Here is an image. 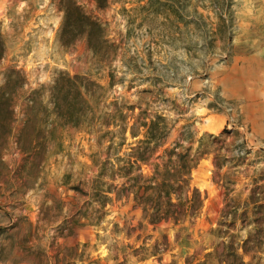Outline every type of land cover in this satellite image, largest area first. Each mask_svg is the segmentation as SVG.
I'll return each mask as SVG.
<instances>
[{
  "label": "rangeland",
  "instance_id": "374dc122",
  "mask_svg": "<svg viewBox=\"0 0 264 264\" xmlns=\"http://www.w3.org/2000/svg\"><path fill=\"white\" fill-rule=\"evenodd\" d=\"M73 1L112 45L107 60L84 36L61 44L57 0H0V264H264V0ZM59 73L102 88L104 119L121 111L120 149L112 126L103 142V128L64 126L33 149L25 97L39 89L45 103ZM156 116L168 133L141 170L178 142L195 162L196 219L153 226L130 199H111L83 224L89 198L70 187L118 185L116 159L140 137L129 125ZM154 243L163 250L151 255Z\"/></svg>",
  "mask_w": 264,
  "mask_h": 264
},
{
  "label": "trees",
  "instance_id": "16d2710c",
  "mask_svg": "<svg viewBox=\"0 0 264 264\" xmlns=\"http://www.w3.org/2000/svg\"><path fill=\"white\" fill-rule=\"evenodd\" d=\"M62 11L63 21L60 27L59 38L63 45H73L79 36L85 37L87 49L95 54L99 60H107L112 55L113 47L105 39L100 25L85 15L73 0H57ZM98 5L100 0H96ZM2 40L0 37V56L2 54ZM111 56L109 57V59ZM41 90H33L25 97L31 109L32 127L40 134V140L33 149L42 151L45 149V138L51 137L56 129L70 126L77 128L82 126L87 132L95 131L94 128H103L105 131L98 136V141L103 142L105 136L111 132L109 126L115 128L119 137L114 147L120 149L125 144L126 127H121L123 122L121 111L114 107L111 114H106L107 119L101 116V108L98 102L102 97V88L86 78L78 75L69 76L59 73L47 88V99L44 103ZM5 97L3 100H8ZM46 104L50 110H46ZM130 109V108H128ZM29 119L26 117L23 123L27 125ZM25 129V128H24ZM97 129V131L99 130ZM140 131V137L130 144L127 143L128 151L123 152L116 159L115 175L121 180L118 185L99 183L91 184L87 191L78 187H70L74 191L87 196L81 217L88 225H94L98 219V211L111 199L117 201L131 200L132 204L139 208L142 217L150 225L159 223H171L176 225L184 221L196 219L200 206L201 196L194 187L189 186V173L195 167L193 157L186 153H178V142L168 148L162 149L160 154L154 158L149 173H143L141 164H147L154 150L164 143L168 129L162 118L156 116L153 120H134L128 127L130 137H136ZM106 141L107 149L113 144L112 138ZM103 162L100 165L96 179L103 173ZM96 204L97 208L85 213L87 207ZM151 255L163 250L158 243H154ZM132 256L138 254V250L130 251ZM123 256V255H122ZM144 258H140L142 260ZM122 259L117 264H123Z\"/></svg>",
  "mask_w": 264,
  "mask_h": 264
}]
</instances>
